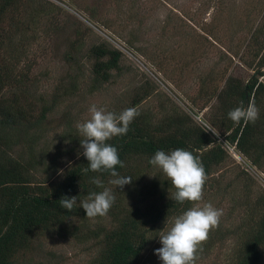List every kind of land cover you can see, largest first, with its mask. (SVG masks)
Instances as JSON below:
<instances>
[{"label": "trees", "instance_id": "16d2710c", "mask_svg": "<svg viewBox=\"0 0 264 264\" xmlns=\"http://www.w3.org/2000/svg\"><path fill=\"white\" fill-rule=\"evenodd\" d=\"M233 1L226 7L231 18L224 20L221 27L217 26L216 17L204 18L199 24L186 22L194 34L192 49H201L196 65L202 60L209 62L205 72L195 75V94L186 95L185 104L167 96L160 102L158 113L153 114L142 109L141 103L157 93V87L145 79L132 89L125 109L135 107L139 115L126 135L106 141L117 148L124 164L118 165L116 171L132 178L121 188L109 182L116 177L107 171H82L88 161L80 144L83 137L71 133L73 127L68 135L74 143L58 154H67L66 162H60L58 155L49 158L44 147L37 149L39 134H32L33 141L31 136L27 139L28 126L45 119L56 104L43 103L35 110V103L24 89L26 74H16L15 63L3 53L13 36L11 26H16L20 13L33 8L32 0H0V264H22V256L34 241L51 235L94 240L97 253L92 264H143L142 254L148 246L167 224L193 206L176 202L171 181L149 163L157 150L168 153L182 148L198 156L207 175L204 189L208 184H218V177L222 176L214 174L228 161L226 144L248 165L264 173V81L259 80L264 75V0ZM211 48L214 61L208 53ZM87 51L91 59L90 89L94 91L120 69L122 52L104 42ZM74 82H70L72 88ZM252 100L260 109V118L247 126L243 122L234 125L228 112L238 106L246 107ZM240 173L235 174V180L242 179V187L248 188L251 177L244 169ZM93 177L103 181V187L111 189L116 199L103 216L106 224L82 229L74 222L88 217L79 203L90 192L103 190L90 183ZM72 196L77 197L78 206L68 212L60 206V199ZM244 206L246 220L230 231L238 234L230 264H263L264 190H258L248 202L245 200ZM214 243L209 240L203 245L198 258Z\"/></svg>", "mask_w": 264, "mask_h": 264}, {"label": "rangeland", "instance_id": "374dc122", "mask_svg": "<svg viewBox=\"0 0 264 264\" xmlns=\"http://www.w3.org/2000/svg\"><path fill=\"white\" fill-rule=\"evenodd\" d=\"M233 2L32 0L33 8L20 13L16 26H11L13 36L6 42L3 53L15 63L16 74H26L24 89L29 100L35 103V110L43 103L56 105L45 119L35 126H28L27 139L31 136L33 141L35 135L32 134H39L37 149L46 148L49 158L62 154V150L74 143L68 135L70 127H73L71 133L79 134L76 126L90 118L91 105L121 112L132 89L145 79L152 82L158 92L141 103L142 109L158 113L160 102L167 96L182 105L186 102V95L195 94V75L205 72L209 62L202 60L197 67L195 58L201 49H192L194 34L186 22L199 24L204 18L210 20L216 17L217 26L221 27L224 20L231 18L226 7ZM232 18L236 20V17ZM103 42L122 52L120 69L114 71L111 79L99 89L91 91V59L87 50ZM208 53L214 61L213 48ZM179 64L183 67L180 68ZM73 77H76V82ZM70 82L75 83L74 88ZM23 147L18 146L19 149ZM228 152L227 163L214 174L217 177L222 173L218 184L206 185L200 202L201 205L212 203L216 208L223 209V215L219 226L210 232L207 240H215L214 245L196 260V264L231 263L238 234H231L230 231L246 220L245 200L248 202L258 190H264V173L248 165L236 151L229 149ZM58 159L66 162L69 157L67 154L58 155ZM241 169L251 177L247 180L250 186L245 189L242 179L235 180V174ZM231 182L232 185L226 187ZM247 195L249 197L246 198ZM74 223L82 229L94 228L98 224H106L107 219L97 216L94 219H77ZM171 224H167L163 233ZM160 247L162 244L158 236L142 254L141 263L162 264L154 252ZM96 253L97 247L92 239L51 235L37 238L22 256L21 262L92 264Z\"/></svg>", "mask_w": 264, "mask_h": 264}, {"label": "clouds", "instance_id": "9594fccd", "mask_svg": "<svg viewBox=\"0 0 264 264\" xmlns=\"http://www.w3.org/2000/svg\"><path fill=\"white\" fill-rule=\"evenodd\" d=\"M89 112L90 118L76 126L83 137L80 144L88 161V167L82 171H107L112 177H116L109 182L122 188L131 183L132 178L122 177L116 171L118 165L124 167V164L119 158L117 148L106 141L126 135L139 111L135 107H129L117 114L93 104L89 107ZM228 117L234 125L243 122L244 126H247L260 118V109L252 100L246 107L238 106L230 110ZM149 163L159 168L171 181L175 188L172 198L176 202H189L193 205L174 218L166 233L159 235L162 247L154 252L162 264H196L198 253L203 251V244L209 239L210 232L219 226L223 215V209L216 208L212 203L200 204L207 180L203 163L198 156L182 148L168 153L157 150ZM90 183L103 190L98 193L90 192L87 199L79 203V207L84 209L85 215L90 219L106 216L116 197L111 189L103 187V181L98 177L91 178ZM60 206L72 212L78 206L77 197H62Z\"/></svg>", "mask_w": 264, "mask_h": 264}, {"label": "built area", "instance_id": "2783aa9c", "mask_svg": "<svg viewBox=\"0 0 264 264\" xmlns=\"http://www.w3.org/2000/svg\"><path fill=\"white\" fill-rule=\"evenodd\" d=\"M263 79H264V75L259 77V80H263ZM196 118L198 119L199 117H196ZM226 146H227L230 150H233V148H232L230 145L226 144Z\"/></svg>", "mask_w": 264, "mask_h": 264}, {"label": "water", "instance_id": "95a60500", "mask_svg": "<svg viewBox=\"0 0 264 264\" xmlns=\"http://www.w3.org/2000/svg\"><path fill=\"white\" fill-rule=\"evenodd\" d=\"M251 77H249L246 82H245V87H247L248 83H249V80H250Z\"/></svg>", "mask_w": 264, "mask_h": 264}]
</instances>
